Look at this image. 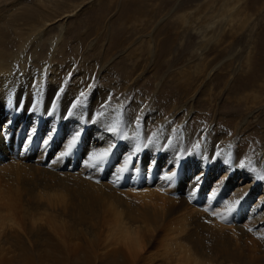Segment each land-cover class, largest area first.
I'll return each mask as SVG.
<instances>
[{
    "label": "bare ground",
    "instance_id": "bare-ground-1",
    "mask_svg": "<svg viewBox=\"0 0 264 264\" xmlns=\"http://www.w3.org/2000/svg\"><path fill=\"white\" fill-rule=\"evenodd\" d=\"M16 7L0 8V264H264V146L176 124L175 100L130 96L128 72L108 83L103 61L58 63L46 78L13 66ZM30 24L15 43L40 34ZM183 140L197 151L181 155ZM166 141L178 151L161 156Z\"/></svg>",
    "mask_w": 264,
    "mask_h": 264
},
{
    "label": "rangeland",
    "instance_id": "rangeland-1",
    "mask_svg": "<svg viewBox=\"0 0 264 264\" xmlns=\"http://www.w3.org/2000/svg\"><path fill=\"white\" fill-rule=\"evenodd\" d=\"M11 2L13 66L25 62L46 78L58 63L103 61L108 83L128 72L130 96L137 89L160 104L175 100L167 116L180 112L176 124L191 117L205 121L201 129L214 123L229 137L241 132L264 146V0H0V8ZM231 10L233 21L223 23ZM32 21L40 34L15 43L16 28L28 33ZM183 143L181 155L197 151ZM174 151L167 145L160 155Z\"/></svg>",
    "mask_w": 264,
    "mask_h": 264
},
{
    "label": "snow or ice",
    "instance_id": "snow-or-ice-1",
    "mask_svg": "<svg viewBox=\"0 0 264 264\" xmlns=\"http://www.w3.org/2000/svg\"><path fill=\"white\" fill-rule=\"evenodd\" d=\"M77 138H73L71 143L68 145V150L70 151L71 148L76 144L77 142ZM109 152H110V149H106L104 151H101V152H93L90 156V159L93 160L94 162L96 163H100L102 162L104 159L107 158V156L109 155ZM67 154V153H65ZM121 171H123V169H121ZM264 238V237H262Z\"/></svg>",
    "mask_w": 264,
    "mask_h": 264
}]
</instances>
